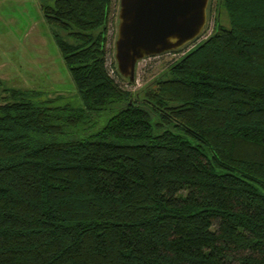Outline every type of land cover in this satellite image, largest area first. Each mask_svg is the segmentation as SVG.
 Wrapping results in <instances>:
<instances>
[{"label": "trees", "instance_id": "trees-1", "mask_svg": "<svg viewBox=\"0 0 264 264\" xmlns=\"http://www.w3.org/2000/svg\"><path fill=\"white\" fill-rule=\"evenodd\" d=\"M216 2L131 91L111 0H38L73 95L0 78V264H264V0Z\"/></svg>", "mask_w": 264, "mask_h": 264}, {"label": "rangeland", "instance_id": "rangeland-1", "mask_svg": "<svg viewBox=\"0 0 264 264\" xmlns=\"http://www.w3.org/2000/svg\"><path fill=\"white\" fill-rule=\"evenodd\" d=\"M117 7L118 0H111L106 25L105 65L111 77L121 87L131 91L150 83L154 77L162 74L172 60L204 38L212 30L218 10L216 0H208L206 19L197 37L178 50L138 59L134 65V79L128 83L114 70L113 40ZM218 17L220 22H226L221 10ZM0 78L13 86L38 89L40 98L73 95L71 79L42 17L38 0H0Z\"/></svg>", "mask_w": 264, "mask_h": 264}, {"label": "water", "instance_id": "water-1", "mask_svg": "<svg viewBox=\"0 0 264 264\" xmlns=\"http://www.w3.org/2000/svg\"><path fill=\"white\" fill-rule=\"evenodd\" d=\"M208 0H118L113 40L115 69L127 81L144 56L177 49L195 39Z\"/></svg>", "mask_w": 264, "mask_h": 264}]
</instances>
